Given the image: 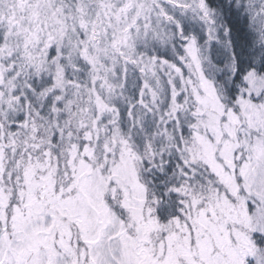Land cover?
I'll return each mask as SVG.
<instances>
[{
    "label": "snow or ice",
    "instance_id": "6c2138e0",
    "mask_svg": "<svg viewBox=\"0 0 264 264\" xmlns=\"http://www.w3.org/2000/svg\"><path fill=\"white\" fill-rule=\"evenodd\" d=\"M0 264H264V0H0Z\"/></svg>",
    "mask_w": 264,
    "mask_h": 264
}]
</instances>
